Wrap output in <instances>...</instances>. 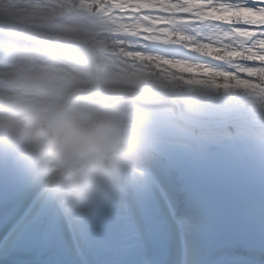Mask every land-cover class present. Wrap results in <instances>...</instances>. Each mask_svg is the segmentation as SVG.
<instances>
[{
    "label": "trees",
    "instance_id": "1",
    "mask_svg": "<svg viewBox=\"0 0 264 264\" xmlns=\"http://www.w3.org/2000/svg\"><path fill=\"white\" fill-rule=\"evenodd\" d=\"M29 1L32 2L28 6L29 10L38 9L37 4L49 5L46 11L50 13L48 16L51 20L54 11L61 15L52 23L44 24H48L51 32L65 39L86 41L94 51L102 54L100 59L113 69L117 77V85L106 90L132 91L150 99L172 97L185 114L205 122L225 121L239 116L264 120V90L257 88L264 85V16L263 20L251 17L244 5L246 0L243 1L245 3L238 0ZM12 22L9 23L10 27ZM39 23H34V33L40 36V32L46 30ZM243 24L251 28L242 27ZM29 29L32 31L31 27ZM1 47L0 64L5 65L12 51L8 53V48ZM63 51L83 53L71 48ZM236 54L237 59L232 57ZM195 56L214 59L218 65L205 67L193 61ZM184 61L192 64L190 70L180 68ZM238 62L245 63L252 71L245 73L247 67L240 69ZM222 66L227 67V70ZM236 76L248 77L256 86L237 85ZM224 85L231 87L223 91ZM100 103L112 108L126 107V99L122 97L101 98ZM202 106L205 111L201 109ZM130 109L134 111L136 120H147L151 112L166 111H150L140 104H132ZM180 127L185 128L182 125ZM190 133L196 137V142L198 139L203 140L207 150L227 151L237 159H248L264 144V130L252 126L229 125L218 131L194 130ZM170 144L176 148L174 142ZM184 144L185 140L178 143L177 148L186 152L193 145L189 143L186 149ZM144 150L135 166L138 175H133L136 177L132 178L134 185H125L127 196L124 200L115 199L112 193H106L110 201L104 207L99 206L98 196L85 209L87 220L84 234L90 233L96 244L108 253L114 240L127 237L135 239L144 230L146 233L144 214L137 208L136 196L139 192L155 193L158 190L162 192L183 233V249L177 252V264H264V252H260V249L257 252L255 247L248 248L241 243L229 248L226 242L222 244L223 240H215L213 236L206 238L207 229L197 213H194L195 218L191 222L192 208L187 207L191 200L185 195L186 184L178 176L180 168L166 169L158 153L151 148ZM204 151L198 156H203ZM235 182L237 185L234 189L245 186L240 178H236ZM192 187L194 184H188L189 189ZM234 193L239 196L236 190ZM240 207L244 205L236 207L231 213L240 214ZM133 211L135 215L132 216ZM49 219L50 215L44 214L29 227L26 226L24 231L18 232L12 239L8 253L17 247V241L27 229L37 235L45 233L47 224L44 221ZM64 223L65 219L60 218V230L56 229L60 234L56 236L53 231L56 240L45 242L46 247L40 245L50 257L43 259H46V264H88L85 256L68 238L66 229H61ZM126 232L128 234L125 235ZM220 238L225 239L223 235ZM254 253L256 258H253ZM243 254L246 256L243 257ZM24 261L18 264L27 263Z\"/></svg>",
    "mask_w": 264,
    "mask_h": 264
},
{
    "label": "rangeland",
    "instance_id": "2",
    "mask_svg": "<svg viewBox=\"0 0 264 264\" xmlns=\"http://www.w3.org/2000/svg\"><path fill=\"white\" fill-rule=\"evenodd\" d=\"M243 1L245 0H238V2L245 3ZM247 1L250 3H247ZM0 2L2 3L0 5V26L35 37L39 35L34 33V23L40 22L39 25H44L46 22L52 23L53 20L61 18V15L57 11H54V15L52 17L53 19L51 20V17L48 16L50 13L46 11L47 7L50 8V6L46 3L37 4L39 7L38 9L29 10L28 6H30V3H32L29 0H0ZM34 5L36 6L35 3ZM244 5L247 7L248 13L251 14V17L260 20L264 19V0H246ZM257 10L263 12V14H258ZM7 20L9 23L11 20L13 21L12 27L9 26ZM17 23H19V25H17ZM30 27L32 31H30ZM242 27L251 28L249 25L247 26L245 24H243ZM40 34L41 35L39 37L41 39L53 42L56 48L59 50H64L65 48L73 49L71 46H59L55 44L58 41H69L71 39H65L63 36L54 34L51 32V30L42 31ZM13 36L10 33L0 31V46H2L1 48H8V53L13 50L22 49L30 41L26 38ZM244 39L247 40V38ZM88 45L91 46L90 44ZM76 49L84 52L78 47ZM237 56L238 54L233 55L232 57L237 59ZM193 61L205 67L214 66L216 63L218 65L216 60L207 58L205 56H195ZM241 63L243 62H240V64L239 62L237 63V65H240V69L247 67L245 63ZM0 68V100H2L8 95V93L4 91L3 86H5L9 74L5 71L4 64H0ZM180 68L190 70L192 68V64L184 61L182 64H180ZM221 68L227 70V67L225 66H222ZM244 71L245 73H248L252 70L247 67ZM231 75L233 76L234 73H231ZM235 79V84L242 87L256 86V83L248 77L236 76ZM229 87H231V85H224L222 90L227 91ZM203 88L206 89V87ZM257 88L264 90V85L257 86ZM133 95L146 101L174 99L172 97L150 99L137 93H134ZM175 101L177 102V100ZM132 104L138 103L126 99V107L121 106L115 108L117 110L132 114L136 119L134 111H131L130 109ZM143 107L144 109H147L146 106ZM154 109H150V111ZM201 109L204 111L206 110L204 106H202ZM163 110L166 111L163 113L151 112L152 114L151 116H148L149 118L147 120L139 119L137 131L143 145V151H146L144 149L151 148L156 153H158L161 156L166 169L172 168L176 170L180 168L178 176L184 181L183 184H186L184 186L187 189L185 195L191 200V203L189 204L190 206L187 205V207L192 208L190 218H195L194 213H197V217L201 219L202 223L205 224V228L207 229L205 231L206 238L207 236H213L215 237V240H223L224 242L222 244L225 245L226 242L227 245H229V248H231L232 245L241 243L248 248L255 247L257 252L258 249H260V252H264V144L259 146V149H257V151L253 153L248 159H237L236 157L226 153L227 151L207 150L205 142L202 143L203 140L199 141V139L196 142V137L190 133L195 129L184 125L180 120H178L175 116L174 109L171 106L166 107ZM180 111L187 118L202 123L204 122L208 124L209 127H215L216 123L224 122H205L185 114L181 109ZM181 125L183 128H185L182 129L180 127ZM184 140L185 144L183 146H186V149L188 148L189 143H193V145L191 144L193 148L189 147V150L187 149L186 152L177 148L178 143L181 144V142ZM170 142H174V144H176V148L172 147ZM203 150H205L203 156H198ZM0 153L2 154V158L6 163L3 172L4 174L9 175L21 170V164L11 154L3 151H0ZM132 176H128L122 181L121 186L114 193H112L113 198L124 200V198L127 196L125 185H134L132 178L136 177ZM236 178H240L243 181L242 185L245 186L241 187L240 189H234L237 185L235 182ZM179 183L182 182L179 181ZM22 184V198L28 197L30 200L27 211L28 214L16 224V226L9 232L7 236L3 238L2 242L0 243V264H16V262L23 263L24 260V262H27L25 264H31L33 263L32 258L34 257V264H46V259L44 260L43 258L50 257L49 254H45L40 245H43L42 247H46L45 242L56 240L53 237V231L55 230L54 234H56V236L57 234H60V226L58 225L60 218L65 219V223L63 225L64 227L61 229H66L68 238L74 242L76 249L87 258V262L89 264L92 262L90 254L94 253L96 258L102 259L106 255H112L118 251H133L137 245L141 246V249H146L147 245H149L151 242L149 235H147V232L145 233L144 230V233L140 234L139 236L137 235L135 239L127 237L114 240L112 242L111 248L108 250V253H104V250L101 248V246L96 244L94 239L91 237V234L87 232L84 234L83 232L84 224L87 220L86 211H84L78 219L74 221L69 220V218L65 217V215L43 195L40 187L34 184L29 176ZM188 184H194V187L189 189ZM235 190L239 193V196L234 193ZM156 192H158V190L155 191V193ZM155 193L146 191L142 194L139 192L136 196L137 208H139L142 214H144V220L146 224L144 225V229L146 228V231H149L150 224H158V222L163 223L164 228L158 229L160 246L164 250H167L169 248L170 242L172 241L174 242L175 250L177 252H181L183 249V242L181 243L175 240V236L169 230L166 220L164 218H160L162 211L159 201H155V209L150 207V200L155 198L157 194ZM105 194L99 195V206L104 207V204L110 201L109 198H106ZM150 194L154 197H149ZM237 198L246 199L244 201H240ZM240 205H244L243 208L240 207L242 209L240 210L241 213H235L233 215L231 211H234V209ZM44 214H47L48 216L50 215V219L44 221L45 225L47 224L46 229L44 230L46 232H42L41 234L37 235L33 232V230L27 229L17 241V247L8 253V250L11 247V242L13 241V237L21 230L24 231L26 226L29 227L30 224H32L37 218L42 217ZM133 215H135L134 211L132 213V216ZM191 222H193V219ZM121 226H124V224H121ZM58 228L59 230H56ZM254 228H256V232ZM74 231H76L81 236V240L89 246L91 253H86L81 246H78L74 240ZM178 233L180 234L179 225ZM126 234H128V232H126L125 235ZM145 234L147 236H145ZM219 235H223L225 239L220 238ZM180 239L182 240V236ZM229 250L230 249H227V251ZM242 256L245 257L246 254H243ZM256 257L257 255L254 253L253 258Z\"/></svg>",
    "mask_w": 264,
    "mask_h": 264
},
{
    "label": "clouds",
    "instance_id": "3",
    "mask_svg": "<svg viewBox=\"0 0 264 264\" xmlns=\"http://www.w3.org/2000/svg\"><path fill=\"white\" fill-rule=\"evenodd\" d=\"M101 55L59 50L36 36L4 65L9 76L8 95L0 100V151L11 154L72 221L99 195L138 175L143 150L138 120L100 103L117 85Z\"/></svg>",
    "mask_w": 264,
    "mask_h": 264
},
{
    "label": "bare ground",
    "instance_id": "4",
    "mask_svg": "<svg viewBox=\"0 0 264 264\" xmlns=\"http://www.w3.org/2000/svg\"><path fill=\"white\" fill-rule=\"evenodd\" d=\"M76 48L73 47V49ZM5 166V160L2 158V154L0 153V175L7 177L10 174L7 175L3 173ZM21 176L22 174H19L18 176H9L8 179L10 181V186L8 187L6 185L3 191H0V243L2 242L3 238L7 236L9 232L16 226V224L28 214L27 211L30 200L28 197L22 198L23 184L19 180ZM156 200H158L161 204L160 207L162 213L160 215V218H164L166 220L169 230L175 236V240L182 243L183 241L180 239V237L182 236L181 232L180 234L178 233L177 222L174 219L162 192L157 193L155 198H152L150 200V207L152 209H155ZM149 221L152 222L151 220ZM159 228H164L163 223L158 222V224H150V230L147 235H149L151 242L149 243V245H147L146 249H141V246L138 245L136 246V248H134L133 251H118L115 254L106 255L102 259L96 258L93 253L90 254L92 261L91 264H177V251L175 250L174 242L171 241L169 244V248L167 250H164L159 244ZM74 240L76 241L78 246H81L83 248L86 253H91L89 246L81 240V236L76 231H74Z\"/></svg>",
    "mask_w": 264,
    "mask_h": 264
},
{
    "label": "water",
    "instance_id": "5",
    "mask_svg": "<svg viewBox=\"0 0 264 264\" xmlns=\"http://www.w3.org/2000/svg\"><path fill=\"white\" fill-rule=\"evenodd\" d=\"M0 31L1 32H6V33H10L14 36H18V37H22V38H26L31 40L33 37L32 35L26 34V33H21L6 27H2L0 26ZM56 45L59 46H71V47H78L80 49H82L83 51L87 50V49H92L85 41H80V40H69V41H58L55 43ZM93 50V49H92ZM112 96H120V97H124L128 100H131L132 102L138 103V104H142L143 106H146L147 108L150 109H154V108H166L171 106L174 109V113L175 116L178 120H180L184 125L195 129V130H221L225 127H227L228 125H249V126H254V127H258V128H264V126L257 124L255 121H252L251 119H248L246 117H238V118H233L224 122H219L215 124V127H209L208 124L206 123H202V122H198L195 120H191L189 118H187L186 116H184V114L180 111V108L177 104V102L174 99H163L161 101H146L143 100L133 94H131L130 92L127 91H105L104 95L102 97H112ZM22 174V176L20 177V181L22 183L25 182V180L27 179L28 175L26 173V171L24 170V168L22 167L21 170L19 172L10 174L11 175H19ZM9 176H2L0 175V191H3V189L5 188V186L7 185L8 187L10 186V181L8 179ZM8 181V184H7ZM152 195L150 194L149 197H151ZM263 209V208H261ZM0 211H1V203H0ZM249 222L251 223V221L249 220ZM255 232L257 231L256 228H254Z\"/></svg>",
    "mask_w": 264,
    "mask_h": 264
}]
</instances>
